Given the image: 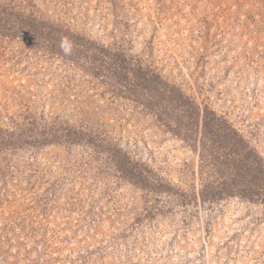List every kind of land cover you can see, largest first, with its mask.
I'll return each instance as SVG.
<instances>
[{
	"label": "rangeland",
	"instance_id": "374dc122",
	"mask_svg": "<svg viewBox=\"0 0 264 264\" xmlns=\"http://www.w3.org/2000/svg\"><path fill=\"white\" fill-rule=\"evenodd\" d=\"M39 22L103 46L105 68L51 54ZM122 57L195 102L194 131L111 82ZM209 118L249 157L247 190L199 195ZM67 130L97 132L166 190L118 178ZM263 187L264 0H0V264H264Z\"/></svg>",
	"mask_w": 264,
	"mask_h": 264
},
{
	"label": "trees",
	"instance_id": "16d2710c",
	"mask_svg": "<svg viewBox=\"0 0 264 264\" xmlns=\"http://www.w3.org/2000/svg\"><path fill=\"white\" fill-rule=\"evenodd\" d=\"M33 28L35 29V37L46 40L47 50L59 57L61 54L60 41L62 38L67 39L73 45L72 55L76 56L81 53L85 63L88 64L86 66L87 70H90L92 75H97V71L106 63V57L109 59L104 47L94 42H83V40L73 34L66 35L62 29H50L43 22H39ZM125 61L126 58L122 57L111 69V82L117 83L118 86L120 85L118 82L122 80L120 82L123 83L124 88L135 92V99L146 103L148 108L153 107L157 111L154 113L160 118L172 114L175 121L174 126L171 127L172 129L194 131L192 129L198 123L195 125L191 117L194 113L198 119L200 112L195 102L193 103L189 96L183 94L176 87L167 83H157L156 78L152 74L151 76L147 75V71L140 70V77H137L139 70L134 69L133 66H128L125 69L123 64ZM128 63L129 65L132 64L129 61ZM142 96L147 97L148 102H145ZM193 104L195 109L191 106ZM193 110H198V112L195 113ZM210 120V118L205 119L201 123V134L196 144L200 173L205 174V171L207 172L204 178H201V188L198 190L199 195L204 199H214L227 195L222 193H230L231 190L228 185L232 184H235L231 186L232 188L236 185H243L242 187L244 188L242 189L247 190V184H251V180L256 181L257 179V176L252 174V167L247 164L249 157L245 154H240L239 151L241 150L236 143L218 135L213 129ZM195 130H197V127ZM46 134H51V132L47 131V128ZM59 138L69 144L83 141L84 144L91 146L93 152L97 155L105 154L106 161L110 162L114 175L132 182V184L137 185V187L148 193L156 194L164 191V189L166 190L165 183L149 167L137 162L117 146L109 144L104 138H100L97 132L85 133L80 131L74 133L72 130H67L65 133L60 134ZM244 182L245 184H243ZM173 192L179 196L184 195L180 190Z\"/></svg>",
	"mask_w": 264,
	"mask_h": 264
},
{
	"label": "clouds",
	"instance_id": "9594fccd",
	"mask_svg": "<svg viewBox=\"0 0 264 264\" xmlns=\"http://www.w3.org/2000/svg\"><path fill=\"white\" fill-rule=\"evenodd\" d=\"M59 47L63 55L70 56L72 54L73 45L67 39L62 38Z\"/></svg>",
	"mask_w": 264,
	"mask_h": 264
}]
</instances>
